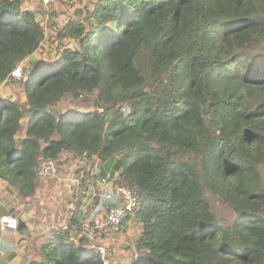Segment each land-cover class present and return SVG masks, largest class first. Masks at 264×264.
<instances>
[{
    "label": "trees",
    "instance_id": "1",
    "mask_svg": "<svg viewBox=\"0 0 264 264\" xmlns=\"http://www.w3.org/2000/svg\"><path fill=\"white\" fill-rule=\"evenodd\" d=\"M22 1L0 0V85L26 96L0 97V180L26 198L42 159L97 157L80 186L106 170L139 194L129 264H264V0H92L63 28L76 44L16 78L46 37ZM68 99L94 110L61 115ZM119 232L72 218L37 264H103L89 246Z\"/></svg>",
    "mask_w": 264,
    "mask_h": 264
},
{
    "label": "rangeland",
    "instance_id": "2",
    "mask_svg": "<svg viewBox=\"0 0 264 264\" xmlns=\"http://www.w3.org/2000/svg\"><path fill=\"white\" fill-rule=\"evenodd\" d=\"M22 2L23 9L34 12L37 19L42 21L46 33L45 40L39 51V57L42 56V58H46L47 61H30L24 63V65H26V69L24 72H31L36 67L34 65L35 62L38 64H42L52 61L56 59L57 56H59V54L63 52L65 48L73 47L76 44L73 39L63 37V28L69 22V20L81 18L75 14V10L77 8L84 5L91 6L93 1L56 0L55 2H50V4L48 5H46L41 0H23ZM9 96L18 99L22 101L23 104H25L26 96L23 88L20 85L16 84L11 78L8 81H5L2 85H0V97L4 98ZM88 99L89 97L87 99L82 100ZM92 100L93 99L90 98L89 103H92ZM78 101L79 100L68 99L66 101L61 102L58 107L60 114L65 115L76 111L87 112L94 110V107H87ZM58 161H61L63 163H61V166L58 169L57 177H45L41 187L38 190V194L35 195L33 199V203L36 204V215L41 220L38 222V225L41 229L39 227L38 228L40 230H43V232L38 233L39 237H43V239L39 241L40 243L51 235L49 232L65 225V222H68L70 220L73 209H70L71 207H69L70 204L68 205V200H70L69 196L73 195L74 193L70 192L69 190L78 188L79 190L81 189V192L85 191V194L80 201V211L82 219L84 220V222H86L87 219L92 218L97 214L96 210L98 209L99 202L102 199V195L104 193L103 188H106L109 186V184L114 183L117 176L112 171L109 172L106 170H102L100 173H98L99 175L97 176L95 181L87 179L88 181L84 183L87 186V188L85 189L84 187L80 186L79 180L84 177L85 171L87 169H91L92 174L96 172V164L98 162L97 157L94 160V165L93 161L85 162L82 159H73L70 157L67 158V155L65 153L60 155ZM83 166L85 167V169L83 168ZM97 180L101 182L100 185H96L95 182ZM67 182H70L71 188L64 186V184ZM72 183H74V185ZM46 184H60L62 191L63 188L67 189V192H65L64 194L66 199L62 200L57 193L54 194L56 196L55 198V196L52 195V192L46 191ZM42 191L46 193L42 194ZM76 200L77 197L74 196L71 201L76 204ZM219 213L220 219L224 222L231 221L234 218V215L230 213L227 209H219ZM47 215L51 218L49 221L45 220ZM125 228L127 229V232L129 228L133 233H127L121 230L119 233L114 235V237H116L117 235L118 237H121L123 242L115 244L116 242L114 241V245H118L119 248H117L116 252L115 249L112 248L115 246L111 247V256L109 258L110 264H127L130 258L132 257L129 256V252L127 250L134 247L133 241L139 234L140 230L138 226L134 224V222H129ZM124 245H126L125 250H123L122 252L120 247L123 248ZM118 252L123 255L121 256Z\"/></svg>",
    "mask_w": 264,
    "mask_h": 264
},
{
    "label": "crops",
    "instance_id": "3",
    "mask_svg": "<svg viewBox=\"0 0 264 264\" xmlns=\"http://www.w3.org/2000/svg\"><path fill=\"white\" fill-rule=\"evenodd\" d=\"M40 49L37 52H35L32 56H30L29 61H33V62L47 61L46 58L43 59L42 56L39 57ZM35 65H38V63L35 62ZM98 182L100 185L101 182L100 181ZM45 186H46V191L52 192L53 193L52 195L57 193L62 200L66 199L64 194L65 192H67V189L63 188L62 191L60 184L57 185L46 184ZM39 188L36 189L35 194L24 198V196H22V194L17 190L15 186L10 185L7 181L0 180V210H1L0 218L3 215H13L19 220L21 225H24L23 229L19 230L18 228L14 230L9 228H2L0 222V264H37L38 262L42 261V256L40 255L39 251L41 249V245L43 244L44 240L41 243L39 242L40 240L43 239V237H39L38 233L43 232V230H40L41 228L38 225V222L41 220L36 215V204L33 203L34 196L38 194ZM69 191L72 192L71 190ZM41 193L44 194L46 192L42 191ZM71 196H69L70 200H68L69 202L68 205L70 204L69 207H71L70 209H73L72 216L70 219L73 218L74 220H77L81 222V224H83L84 220L81 217V211H80L81 205L77 207V205L73 201H71L73 199V197ZM50 219L51 218L48 215L45 218L46 221H49ZM68 225H69V221L68 222L66 221L65 225L61 227L66 229ZM51 232L49 233L51 234ZM124 232H127V229ZM128 232L133 233L129 228H128ZM49 237L50 236H48L47 238ZM101 238L103 240H106L111 247L115 246L112 248L115 249L116 252L119 246L114 245V241L116 242L115 244L123 242L121 237H118V235L116 237L110 236V237H105V238L101 237ZM125 246L126 245H124L123 248L120 247L122 252L123 250H125ZM127 251L129 252V256L131 257L133 256V251L135 252V249L134 247H132ZM131 259L132 257L130 258L127 264L130 263Z\"/></svg>",
    "mask_w": 264,
    "mask_h": 264
},
{
    "label": "built area",
    "instance_id": "4",
    "mask_svg": "<svg viewBox=\"0 0 264 264\" xmlns=\"http://www.w3.org/2000/svg\"><path fill=\"white\" fill-rule=\"evenodd\" d=\"M46 5L50 2H55L56 0H41ZM26 69V65L22 63L17 67L13 72L12 76L16 78H21ZM9 80V79H8ZM7 80V81H8ZM58 173V166L55 161L50 159H42L38 167V175L41 177H52L56 178ZM75 178V177H73ZM74 185V183H72ZM64 186L70 187V182L64 184ZM108 192L103 193V196L110 198L114 193L119 198V203L111 207L110 210L103 215H95L92 218L87 219L84 222L85 231L92 233L93 231H102L104 229L110 228L111 231H120L121 224L123 220L134 212V209L138 206L139 203V194L138 192L129 189L128 187L121 184H111L109 185ZM75 189H72L73 192ZM2 228L9 229H18L20 224L19 220L13 215H3L0 218ZM90 248L95 249L99 252L100 258L103 261V264H110V245L106 240L98 239L97 241L91 242Z\"/></svg>",
    "mask_w": 264,
    "mask_h": 264
}]
</instances>
